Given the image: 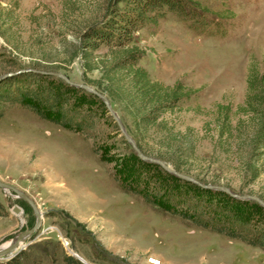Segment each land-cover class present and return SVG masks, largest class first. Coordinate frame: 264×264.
<instances>
[{
    "label": "rangeland",
    "instance_id": "374dc122",
    "mask_svg": "<svg viewBox=\"0 0 264 264\" xmlns=\"http://www.w3.org/2000/svg\"><path fill=\"white\" fill-rule=\"evenodd\" d=\"M71 1L0 0V21L8 11L10 30L21 43L39 35L48 46L55 41L64 6L83 2ZM197 1L211 11L232 12L227 34L195 33L168 13L134 32L132 41L142 51L138 64L151 79L180 82L190 90L189 97L164 116L177 128L190 127L196 136V160L188 161L189 173L199 171L206 181L240 195H260L264 201V171L255 179L242 175L229 154L214 148L210 112L218 103L234 113L243 103L249 64L264 72V0ZM100 4L90 2L89 8ZM8 46L0 36V52ZM80 72L79 62L72 61L69 79L84 83ZM119 120L131 125L126 116ZM0 181L22 191L41 213L39 227L21 248L30 260L64 264V256L70 255L78 264H264V249L186 226L123 192L86 140L15 106L0 118ZM0 204L1 246L32 227L35 216L24 200L1 188Z\"/></svg>",
    "mask_w": 264,
    "mask_h": 264
},
{
    "label": "trees",
    "instance_id": "16d2710c",
    "mask_svg": "<svg viewBox=\"0 0 264 264\" xmlns=\"http://www.w3.org/2000/svg\"><path fill=\"white\" fill-rule=\"evenodd\" d=\"M89 1L101 4L94 6V11L84 0L74 7L64 6L55 41L48 46L39 35L29 44L21 43L16 32L10 30L11 15L4 13L0 36L9 46L0 52V74L7 73L0 78V118L15 106L76 133L106 164L123 192L186 226L264 249L262 206L251 199L202 188L156 163L141 160L121 136L100 98L49 73L57 71L69 79V66L77 60L80 80L102 93L121 116L129 118L131 127L122 121L124 130L142 154L168 163L202 184H214L203 179L199 171L189 173L188 161L196 160L192 129L177 128L164 118L189 97L190 90L180 82L169 85L151 79L138 64L142 51L132 37L138 29L156 23L168 13L195 33L222 37L231 26L232 12L211 11L197 0ZM93 71L98 75L91 78L88 74ZM245 82L243 103L234 113L226 104L217 103L210 110L215 133L212 145L229 154L240 174L255 179L264 171V161H260L264 157V72L254 63L249 64ZM233 114L237 115L234 121ZM1 208L0 204V212ZM63 262L78 264L70 255L64 256ZM0 264L43 263L30 260L19 250L1 259Z\"/></svg>",
    "mask_w": 264,
    "mask_h": 264
},
{
    "label": "water",
    "instance_id": "95a60500",
    "mask_svg": "<svg viewBox=\"0 0 264 264\" xmlns=\"http://www.w3.org/2000/svg\"><path fill=\"white\" fill-rule=\"evenodd\" d=\"M50 74L57 76L59 78H61L62 80H64L67 84L72 85V86H76V87H80L88 92H91L93 94H95L98 98H100V100L103 102L104 106L106 107L108 114L111 116V118L113 119V121L115 122L121 136L124 138V140L126 142H128V144L131 146V148L133 149V151L135 152L136 156L138 158H140L141 160H145V161H149V162H153L158 164L162 169H164L166 172L190 181L194 184H197L198 186L202 187V188H209V189H217L220 191H223L225 193H227L229 196L234 197V198H238V199H252L254 200L257 204H259L260 206H262L264 208V201L260 198H258L257 196L254 195H240L237 193H234L232 191H230L227 187L222 186V185H215V184H202L198 181H196L195 179H193L192 177L177 172L175 171L170 165H168L167 163L151 157V156H146L144 154H142L137 147L135 146L134 142L132 141L131 137L126 133V131L124 130V127L122 126L116 112L110 107V104L107 100V98L100 92L94 90L91 86L81 83V82H73L71 80H69L65 75H63L60 72L57 71H50ZM7 75V73H2L0 74V78ZM0 188L4 189V190H8L11 191L15 197L20 198L22 200H24L32 209L34 216H35V222L32 225V227L25 229V230H21L18 233H16V235L14 236V238H12L13 240L10 241L8 244L6 245H1L0 246V259L4 258H10L13 255H15L19 250H21V248L24 246L23 245V241L24 239L29 236L30 234H32L40 225V218H41V213L39 212V210L37 209L36 205L34 204V202L28 197L26 196L22 191L18 190L17 188H15L14 186L5 183L3 181H0ZM12 211L14 212H18V208L16 206L12 207Z\"/></svg>",
    "mask_w": 264,
    "mask_h": 264
},
{
    "label": "bare ground",
    "instance_id": "6f19581e",
    "mask_svg": "<svg viewBox=\"0 0 264 264\" xmlns=\"http://www.w3.org/2000/svg\"><path fill=\"white\" fill-rule=\"evenodd\" d=\"M12 240H13V239H12ZM12 240H11V241H12ZM9 242H10V241H9ZM9 242H8V243H9ZM8 243H7V244H8ZM5 245H6V244H5Z\"/></svg>",
    "mask_w": 264,
    "mask_h": 264
}]
</instances>
